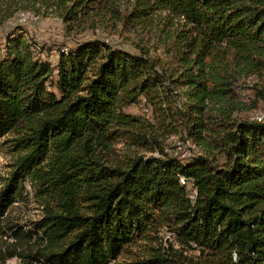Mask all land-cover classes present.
Here are the masks:
<instances>
[{
  "label": "trees",
  "instance_id": "obj_1",
  "mask_svg": "<svg viewBox=\"0 0 264 264\" xmlns=\"http://www.w3.org/2000/svg\"><path fill=\"white\" fill-rule=\"evenodd\" d=\"M20 1L55 2L69 22L115 0ZM135 3L177 27L170 69L99 41L49 62L26 34L8 37L0 142L15 161L0 188V264H264V121L249 116L264 103V0ZM141 104L153 121L126 111ZM172 135L203 154L173 156ZM25 185L41 216L23 223Z\"/></svg>",
  "mask_w": 264,
  "mask_h": 264
},
{
  "label": "rangeland",
  "instance_id": "obj_2",
  "mask_svg": "<svg viewBox=\"0 0 264 264\" xmlns=\"http://www.w3.org/2000/svg\"><path fill=\"white\" fill-rule=\"evenodd\" d=\"M137 7L135 0H115L107 6L96 4L84 11L80 9L76 19L65 22L63 17L67 9L55 2L20 0L0 2V57L4 54L8 37L21 32L40 46L41 59L49 62H54L60 49H72L79 43L99 41L130 53L145 52L152 61L159 60L161 65L170 69L174 52L172 48L176 42L173 34L177 27L170 28L164 21L162 13L143 16L137 11ZM21 13H28L35 18L21 23L19 21ZM243 94L252 100L254 98L251 90ZM126 111L147 121H153L151 109L144 104L131 106ZM256 115L262 116L264 121V103L258 110L249 113L250 117ZM8 143L7 138L3 139V144L0 142V188L11 176L15 161L13 152L8 149ZM115 148L118 154L125 151L121 145H116ZM166 148L170 154L183 160L203 154L201 148L191 140H183L173 135L167 140ZM138 153L145 154L142 151ZM25 188L24 195L27 199L19 203L23 212L20 221L23 223L38 220L41 216L36 192L28 185H25ZM143 246L140 244L130 250L135 253ZM132 259L131 254H125L119 259V263L122 261L128 263ZM6 264L24 263L15 257Z\"/></svg>",
  "mask_w": 264,
  "mask_h": 264
},
{
  "label": "built area",
  "instance_id": "obj_3",
  "mask_svg": "<svg viewBox=\"0 0 264 264\" xmlns=\"http://www.w3.org/2000/svg\"><path fill=\"white\" fill-rule=\"evenodd\" d=\"M33 18H35L34 16L31 17L28 13H21L19 14V21L21 23H25L27 22L28 20H32ZM255 120L261 122L262 121V116H259V115H256L254 117ZM180 183L182 185H185L187 186L189 189H190V198L191 199H194L195 198V192H194V188L192 186V183L187 180L185 177H181L180 178ZM163 238L166 242H169V243H172L174 244L175 243V233L172 231V230H166L163 232Z\"/></svg>",
  "mask_w": 264,
  "mask_h": 264
}]
</instances>
